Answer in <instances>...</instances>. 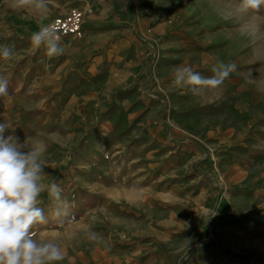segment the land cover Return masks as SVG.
<instances>
[{
    "label": "rangeland",
    "instance_id": "rangeland-1",
    "mask_svg": "<svg viewBox=\"0 0 264 264\" xmlns=\"http://www.w3.org/2000/svg\"><path fill=\"white\" fill-rule=\"evenodd\" d=\"M120 1L112 28L125 29L127 43L95 61L82 40L99 14L106 20L96 0H44L43 13L0 0V49L14 52L0 58L9 82L0 123L44 149L41 182L73 205L61 222L41 193L48 222L34 227L37 239L60 245L56 264H221L227 253L263 264L245 235L213 247L206 203L212 191L235 203V186L262 189L264 164L246 160L264 152V6L239 14L240 0ZM74 17L83 36L60 37L63 54L48 59L31 46L40 26ZM220 62L236 70L215 90L194 96L172 84L177 67L210 77Z\"/></svg>",
    "mask_w": 264,
    "mask_h": 264
},
{
    "label": "clouds",
    "instance_id": "clouds-1",
    "mask_svg": "<svg viewBox=\"0 0 264 264\" xmlns=\"http://www.w3.org/2000/svg\"><path fill=\"white\" fill-rule=\"evenodd\" d=\"M264 0H240L236 12L247 14L258 12ZM13 11H46L44 0H10ZM35 49L45 48L46 58L63 54L60 37L54 25H42L30 37ZM14 55L10 46L0 49V58L9 60ZM236 70L234 63L220 62L212 68L213 75L204 77L190 66L177 67L172 73V84L200 96L220 87L224 80ZM8 80L0 77V96L8 95ZM10 125L0 123V264H56L64 259V253L55 239H37L35 226L48 222L45 209L39 206L41 193L47 191L54 202L50 211L53 218L68 217L73 206L62 199V189L55 182H41L45 164L44 149L21 141L13 134L6 135ZM96 234L89 239L96 240Z\"/></svg>",
    "mask_w": 264,
    "mask_h": 264
},
{
    "label": "crops",
    "instance_id": "crops-1",
    "mask_svg": "<svg viewBox=\"0 0 264 264\" xmlns=\"http://www.w3.org/2000/svg\"><path fill=\"white\" fill-rule=\"evenodd\" d=\"M101 9L108 11L109 18L113 15V11H119L122 5L120 0H96ZM126 4L123 6L125 7ZM104 15L99 14L94 23L84 28V38L82 40V47L86 55L98 56L95 61L101 59L107 60L111 57L115 47H123L127 43V39L123 37L125 29L120 32L119 26H114L115 20L117 23L122 22L116 19H107ZM104 52V53H103ZM97 71V70H96ZM99 73V71L97 72ZM246 163L249 167L259 166L264 164V152H258V150H251L247 156ZM262 189L258 194L255 188V182L250 188H244L235 186L237 190H233L234 196L232 199L234 202H230L227 195H216V191H212L208 197L206 203V209L216 216L214 226L215 240L212 241L213 247H221L225 242L228 248L234 247L235 242H228L230 234L233 232L235 239L243 241L242 235H245L247 239L244 241L252 243L253 246H258L257 243H264V181L260 186ZM227 194V193H226ZM205 209V210H206ZM204 215L209 218V213ZM245 233V234H244ZM226 234V237H225ZM239 245V244H237ZM262 247V246H261ZM264 250V248L262 247ZM238 250L246 252V248L239 246ZM223 255L219 261L221 264H250L245 260L236 259L234 256ZM264 260V258H263ZM262 260V261H263ZM211 264V263H209ZM264 264V262H263Z\"/></svg>",
    "mask_w": 264,
    "mask_h": 264
},
{
    "label": "built area",
    "instance_id": "built-area-1",
    "mask_svg": "<svg viewBox=\"0 0 264 264\" xmlns=\"http://www.w3.org/2000/svg\"><path fill=\"white\" fill-rule=\"evenodd\" d=\"M70 11H72L74 14L81 13L80 12L81 10L76 8L71 9ZM57 21L58 22L53 23V25L55 26L59 37H65L71 35L81 38L83 36L84 23H82V18H78V17H74L70 19L64 18Z\"/></svg>",
    "mask_w": 264,
    "mask_h": 264
},
{
    "label": "bare ground",
    "instance_id": "bare-ground-1",
    "mask_svg": "<svg viewBox=\"0 0 264 264\" xmlns=\"http://www.w3.org/2000/svg\"><path fill=\"white\" fill-rule=\"evenodd\" d=\"M184 12H182V14H183ZM258 244V246H262L263 248H264V243H257Z\"/></svg>",
    "mask_w": 264,
    "mask_h": 264
}]
</instances>
